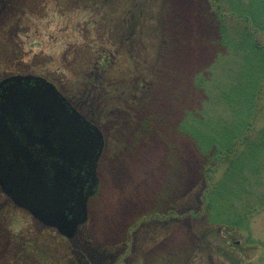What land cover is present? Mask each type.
Instances as JSON below:
<instances>
[{"label":"rangeland","instance_id":"obj_1","mask_svg":"<svg viewBox=\"0 0 264 264\" xmlns=\"http://www.w3.org/2000/svg\"><path fill=\"white\" fill-rule=\"evenodd\" d=\"M217 38L207 0H0V79H47L104 141L70 239L0 189V264H264V208L246 230L209 225L207 158L180 130L198 78L224 76Z\"/></svg>","mask_w":264,"mask_h":264},{"label":"trees","instance_id":"obj_2","mask_svg":"<svg viewBox=\"0 0 264 264\" xmlns=\"http://www.w3.org/2000/svg\"><path fill=\"white\" fill-rule=\"evenodd\" d=\"M207 1L218 29L214 43L230 61L223 64L220 80L198 78L196 86L207 99L199 110L186 113L180 130L207 158L199 198L207 222L223 230H246L253 214L264 208V125L256 127L264 95L259 40L264 0Z\"/></svg>","mask_w":264,"mask_h":264},{"label":"water","instance_id":"obj_3","mask_svg":"<svg viewBox=\"0 0 264 264\" xmlns=\"http://www.w3.org/2000/svg\"><path fill=\"white\" fill-rule=\"evenodd\" d=\"M100 130L55 85L35 75L0 80V189L70 239L98 187Z\"/></svg>","mask_w":264,"mask_h":264}]
</instances>
